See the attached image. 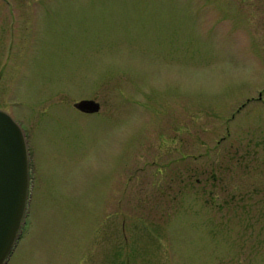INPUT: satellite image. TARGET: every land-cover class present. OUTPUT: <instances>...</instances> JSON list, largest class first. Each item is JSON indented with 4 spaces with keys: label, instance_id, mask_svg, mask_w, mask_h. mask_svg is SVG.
<instances>
[{
    "label": "rangeland",
    "instance_id": "rangeland-1",
    "mask_svg": "<svg viewBox=\"0 0 264 264\" xmlns=\"http://www.w3.org/2000/svg\"><path fill=\"white\" fill-rule=\"evenodd\" d=\"M3 28L32 177L7 264H264V0H0Z\"/></svg>",
    "mask_w": 264,
    "mask_h": 264
},
{
    "label": "water",
    "instance_id": "water-1",
    "mask_svg": "<svg viewBox=\"0 0 264 264\" xmlns=\"http://www.w3.org/2000/svg\"><path fill=\"white\" fill-rule=\"evenodd\" d=\"M83 113L101 111V103L83 99ZM31 193V159L26 133L6 110L0 109V264H7L20 239Z\"/></svg>",
    "mask_w": 264,
    "mask_h": 264
},
{
    "label": "flooded vegetation",
    "instance_id": "flooded-vegetation-1",
    "mask_svg": "<svg viewBox=\"0 0 264 264\" xmlns=\"http://www.w3.org/2000/svg\"><path fill=\"white\" fill-rule=\"evenodd\" d=\"M12 35V33H11ZM5 38V28H3V31L0 32V42H3ZM1 108V107H0ZM77 109V108H76ZM78 110V109H77ZM80 111V110H79ZM81 112V111H80ZM83 113V112H82ZM99 113V112H98ZM86 115H93V114H88V113H84ZM97 114V113H96ZM32 178V177H31Z\"/></svg>",
    "mask_w": 264,
    "mask_h": 264
}]
</instances>
